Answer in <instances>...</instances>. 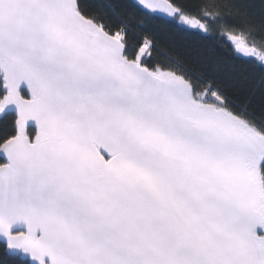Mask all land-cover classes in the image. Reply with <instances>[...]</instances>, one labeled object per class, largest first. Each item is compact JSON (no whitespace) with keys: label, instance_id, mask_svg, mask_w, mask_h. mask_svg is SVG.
<instances>
[{"label":"snow or ice","instance_id":"6c2138e0","mask_svg":"<svg viewBox=\"0 0 264 264\" xmlns=\"http://www.w3.org/2000/svg\"><path fill=\"white\" fill-rule=\"evenodd\" d=\"M0 153V264H264V0H0Z\"/></svg>","mask_w":264,"mask_h":264},{"label":"water","instance_id":"95a60500","mask_svg":"<svg viewBox=\"0 0 264 264\" xmlns=\"http://www.w3.org/2000/svg\"><path fill=\"white\" fill-rule=\"evenodd\" d=\"M30 126H32L33 128H35V124L34 122H30ZM38 130V129H36ZM0 159L2 160V163H7V157H6V154L4 153H0ZM1 163V164H2ZM258 233H261V234H264V229H257Z\"/></svg>","mask_w":264,"mask_h":264},{"label":"trees","instance_id":"16d2710c","mask_svg":"<svg viewBox=\"0 0 264 264\" xmlns=\"http://www.w3.org/2000/svg\"><path fill=\"white\" fill-rule=\"evenodd\" d=\"M2 163V160L0 159V164Z\"/></svg>","mask_w":264,"mask_h":264}]
</instances>
